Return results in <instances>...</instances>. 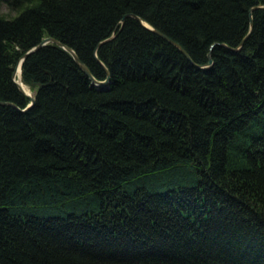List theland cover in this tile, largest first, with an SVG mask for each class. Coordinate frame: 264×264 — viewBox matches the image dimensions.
Instances as JSON below:
<instances>
[{
	"label": "trees",
	"instance_id": "obj_1",
	"mask_svg": "<svg viewBox=\"0 0 264 264\" xmlns=\"http://www.w3.org/2000/svg\"><path fill=\"white\" fill-rule=\"evenodd\" d=\"M254 4L0 0V100L27 105L12 73L48 35L96 78L110 72L97 88L53 41L23 59L34 103H0V264H264Z\"/></svg>",
	"mask_w": 264,
	"mask_h": 264
},
{
	"label": "water",
	"instance_id": "obj_2",
	"mask_svg": "<svg viewBox=\"0 0 264 264\" xmlns=\"http://www.w3.org/2000/svg\"><path fill=\"white\" fill-rule=\"evenodd\" d=\"M264 6V4H254L249 8V17H250V26L252 25V15H251V11L252 9L256 8V7H262ZM127 15H131L136 17L144 26L152 29L153 31H155L156 33H158L159 35H161L162 37H164L165 39L169 40L170 42L174 43L189 59H191L190 55L188 54V52L186 51V49L174 38L170 37L169 35H167L166 33H164L163 31L159 30L158 28L153 27L152 25H150L146 20H143L140 16H138L137 14L133 13V12H127L124 13L123 16L121 17V22L124 21L125 16ZM116 34V32H112L108 37L100 40L97 44L96 47L94 49L95 55H96V48L97 46L102 43L105 40L111 39L114 35ZM245 37H243L240 41V43L237 45L240 46L243 42ZM49 41H53L55 43H57L58 45L64 47L65 49H67L73 56V58L75 59V61L78 63V65L80 66V68L88 75V77L91 80V83L93 85H95L97 88L99 89H103L106 88L108 86L109 83V77H110V72L108 70V68L103 64L102 61H100L105 70H106V77L104 79H98L96 78L90 71L89 67L87 66L86 63H84L81 58L79 57V55L77 54V52L74 50V48H72L70 45L64 43L63 41L59 40L58 38L48 35L45 36L44 38H42L39 42H37L36 44H34L33 46L29 47L27 50H25L22 55L20 56L17 64L14 67L13 73H12V77L13 80L15 81V83L17 84L18 88L24 92L28 97H29V102L27 103V105L25 107H19L17 104H15L14 102L11 101H4V100H0V103H10L13 106L21 109V110H25L28 107H30L34 101H35V94L36 91L35 89H32L30 92L26 91L24 88V82L21 80V64L23 59L32 51L36 50L37 48H39L40 46L44 45L45 43L49 42ZM213 45V44H212ZM237 47H233V48H237ZM208 61H207V65L212 63V58L210 57V53H208ZM19 68V75L16 77V71Z\"/></svg>",
	"mask_w": 264,
	"mask_h": 264
},
{
	"label": "bare ground",
	"instance_id": "obj_3",
	"mask_svg": "<svg viewBox=\"0 0 264 264\" xmlns=\"http://www.w3.org/2000/svg\"><path fill=\"white\" fill-rule=\"evenodd\" d=\"M19 75V68L17 69V71H16V77ZM24 88H25V90L26 91H28V92H30L31 90H30V87L28 86V85H26V84H24Z\"/></svg>",
	"mask_w": 264,
	"mask_h": 264
},
{
	"label": "rangeland",
	"instance_id": "obj_4",
	"mask_svg": "<svg viewBox=\"0 0 264 264\" xmlns=\"http://www.w3.org/2000/svg\"><path fill=\"white\" fill-rule=\"evenodd\" d=\"M1 9H2V11H6V12L8 11L9 12V10L7 9V7L4 4L2 5V8Z\"/></svg>",
	"mask_w": 264,
	"mask_h": 264
}]
</instances>
